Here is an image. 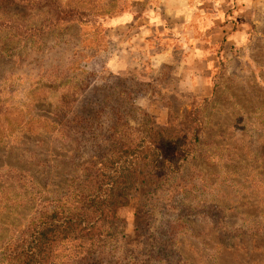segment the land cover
<instances>
[{
	"label": "rangeland",
	"instance_id": "1",
	"mask_svg": "<svg viewBox=\"0 0 264 264\" xmlns=\"http://www.w3.org/2000/svg\"><path fill=\"white\" fill-rule=\"evenodd\" d=\"M58 1L78 6L81 19L15 40L12 57L0 56V246L33 212L6 179L11 170L61 197L84 163L104 155L113 127H142L148 115L164 127L202 107L193 157L168 185L132 193L92 264H264V0H219L226 32L241 29L236 39L195 32L218 57L206 96L180 85L190 43L153 29L144 16L151 0ZM17 10L35 28L49 13L33 4ZM73 247L58 250V264H85L69 260Z\"/></svg>",
	"mask_w": 264,
	"mask_h": 264
},
{
	"label": "trees",
	"instance_id": "2",
	"mask_svg": "<svg viewBox=\"0 0 264 264\" xmlns=\"http://www.w3.org/2000/svg\"><path fill=\"white\" fill-rule=\"evenodd\" d=\"M0 2L4 6L0 10V56L12 57L7 45L15 40L34 39L81 19L78 6L65 7L58 0ZM31 4L49 10L41 28L27 26L19 16L17 9ZM147 118L148 123L139 128L124 122L113 127L103 143L107 147L104 155L84 163L81 175L61 197H49L26 173L11 170L6 179L26 193L33 212L26 226L0 246V264H58L57 252L67 244L76 251L70 261L92 264L105 239L112 236L110 226L118 221V211L130 202L132 193L168 185L201 144L205 130L202 107L171 116L164 127L155 117Z\"/></svg>",
	"mask_w": 264,
	"mask_h": 264
},
{
	"label": "crops",
	"instance_id": "3",
	"mask_svg": "<svg viewBox=\"0 0 264 264\" xmlns=\"http://www.w3.org/2000/svg\"><path fill=\"white\" fill-rule=\"evenodd\" d=\"M240 1L244 3L243 0H239L238 3H241ZM151 2L152 4L149 6L151 8L149 11H145L144 16L147 17L145 20L151 23L153 29L156 32L167 29L171 39H175L176 42L184 46L188 42L190 43V50L186 51L180 60L181 68H179L180 73L178 74V77L181 78L180 85L187 87L186 91L195 95L202 93L206 96L209 91L211 93L209 63L214 62L218 57L206 49L208 48L207 40L204 37L210 39L216 37L217 33H223L224 37L228 36V41H230V38L236 39L240 35L241 29H237L233 33L234 36L230 35V31L226 32L230 25L229 22H225L221 18L220 10L218 11L219 0H151ZM240 11H236L237 15L240 14ZM197 30V34L201 32L203 38L196 37ZM224 39L222 41L225 44L226 39ZM170 59V56L165 57V61H170ZM189 61L199 65V74L196 70L191 71V68L187 67ZM202 65L207 70L202 71ZM182 71L186 73L182 75Z\"/></svg>",
	"mask_w": 264,
	"mask_h": 264
}]
</instances>
